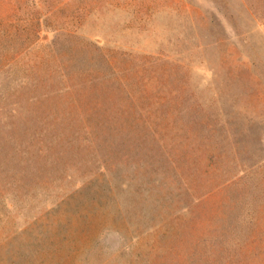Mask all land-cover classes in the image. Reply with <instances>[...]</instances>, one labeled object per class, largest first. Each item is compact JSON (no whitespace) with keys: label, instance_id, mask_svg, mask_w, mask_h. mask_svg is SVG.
Listing matches in <instances>:
<instances>
[{"label":"rangeland","instance_id":"1","mask_svg":"<svg viewBox=\"0 0 264 264\" xmlns=\"http://www.w3.org/2000/svg\"><path fill=\"white\" fill-rule=\"evenodd\" d=\"M0 264H264V0H0Z\"/></svg>","mask_w":264,"mask_h":264},{"label":"trees","instance_id":"2","mask_svg":"<svg viewBox=\"0 0 264 264\" xmlns=\"http://www.w3.org/2000/svg\"><path fill=\"white\" fill-rule=\"evenodd\" d=\"M105 169H108V167H104Z\"/></svg>","mask_w":264,"mask_h":264}]
</instances>
